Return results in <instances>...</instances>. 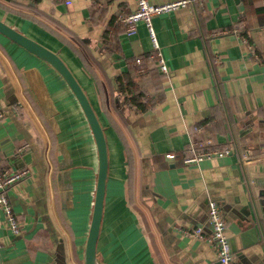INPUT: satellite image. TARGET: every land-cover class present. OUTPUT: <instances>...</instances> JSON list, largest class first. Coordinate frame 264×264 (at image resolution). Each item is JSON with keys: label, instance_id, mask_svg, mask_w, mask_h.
I'll return each instance as SVG.
<instances>
[{"label": "crops", "instance_id": "obj_1", "mask_svg": "<svg viewBox=\"0 0 264 264\" xmlns=\"http://www.w3.org/2000/svg\"><path fill=\"white\" fill-rule=\"evenodd\" d=\"M135 8L136 0H0L2 21L70 69L104 131L98 264L215 261L210 202L224 217L234 264H264V0H198L153 17L166 74L146 58L154 48L145 24L128 36L115 23ZM136 57H144L142 73ZM131 66L147 99L142 110L120 105L130 93L108 84L117 88ZM0 112V166L28 171L4 191L20 230L11 232L0 209V264H83L98 169L92 133L62 78L1 34ZM194 140L233 152L184 165ZM170 152L175 161L164 157ZM197 225L201 238L178 230Z\"/></svg>", "mask_w": 264, "mask_h": 264}, {"label": "built area", "instance_id": "obj_2", "mask_svg": "<svg viewBox=\"0 0 264 264\" xmlns=\"http://www.w3.org/2000/svg\"><path fill=\"white\" fill-rule=\"evenodd\" d=\"M198 0H170L167 2L152 4L148 0H136V8L125 14H120L116 17L115 23L122 26L128 36L136 34L137 23L142 22L145 24L150 41L154 48V52L146 56L157 63L160 72L166 74L168 67L165 60L158 50L156 35L152 26V19L155 16L168 14L183 8H187ZM245 42L244 39H242ZM252 51V50H251ZM144 57H136L133 59V65L137 71L142 73V61ZM122 95L128 96L126 92ZM4 118V113L0 112V123ZM196 131V130H195ZM208 143H203L197 140L191 141L187 147V154L182 158L184 165H193L199 163L204 159H211L215 157H222L229 155L233 152L231 146L223 148L209 149L206 146ZM164 157L169 161L177 159L176 153H166ZM246 159V157H244ZM28 171L21 169L18 171H10L0 166V209L5 215L6 222L12 233L17 234L20 230L19 224L12 211L11 205L4 194L5 189L19 180H21ZM206 226L209 228V235L207 242L211 245L215 252L216 260L207 264H234V257L230 247L229 239L226 233V226L224 217L216 203L210 202L206 217ZM204 226L197 225L193 228H179L178 230L189 238H201L204 234Z\"/></svg>", "mask_w": 264, "mask_h": 264}, {"label": "water", "instance_id": "obj_3", "mask_svg": "<svg viewBox=\"0 0 264 264\" xmlns=\"http://www.w3.org/2000/svg\"><path fill=\"white\" fill-rule=\"evenodd\" d=\"M0 34L22 47L38 59L47 63L62 78L77 101L92 133L97 150L98 169L91 219L83 251V264H98L96 244L102 220L106 177L108 171V153L104 131L82 87L75 79L70 69L57 54L25 36L1 19Z\"/></svg>", "mask_w": 264, "mask_h": 264}, {"label": "trees", "instance_id": "obj_4", "mask_svg": "<svg viewBox=\"0 0 264 264\" xmlns=\"http://www.w3.org/2000/svg\"><path fill=\"white\" fill-rule=\"evenodd\" d=\"M39 0H34V2H37ZM57 27L62 28V26L55 22L54 20H51ZM35 22H38L37 20ZM39 23V22H38ZM48 30V32H50L52 35H54L60 42H62L64 45L68 46L72 52L80 57V59H82V57L79 55V53L77 52V50L73 47V45L66 40L62 34L60 35V33L58 34L57 32H55L54 30H52L51 28H46ZM108 36L104 35L102 42L105 43L108 41ZM82 45H84L83 41L80 39H77ZM108 46L113 48V40H112V46H111V41L110 43L108 42ZM112 48H110L112 50ZM90 56V55H89ZM83 60V59H82ZM84 66L86 67V69L91 73V68L84 62ZM130 72L122 75V77H117L116 79V87L114 88L111 83L108 81L109 86H111V90L114 93H121L123 94L124 90L126 89L128 91V93H130L129 97H122L119 100L120 105H125V106H130L133 107V105H135L137 107V109L139 108L140 110L144 109L147 99L145 98V95L142 93L141 88L138 86V82L134 81V74L133 73V67L131 66L129 68ZM135 109V110H137ZM131 163H129V171H130V175L129 178H131ZM129 196L131 197V190L129 188Z\"/></svg>", "mask_w": 264, "mask_h": 264}]
</instances>
